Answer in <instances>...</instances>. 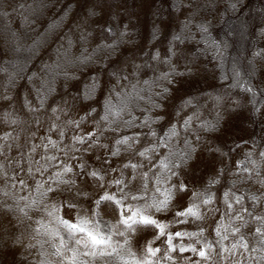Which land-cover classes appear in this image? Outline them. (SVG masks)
Listing matches in <instances>:
<instances>
[{
  "label": "rangeland",
  "instance_id": "obj_1",
  "mask_svg": "<svg viewBox=\"0 0 264 264\" xmlns=\"http://www.w3.org/2000/svg\"><path fill=\"white\" fill-rule=\"evenodd\" d=\"M262 218L264 0H0V264H264Z\"/></svg>",
  "mask_w": 264,
  "mask_h": 264
},
{
  "label": "snow or ice",
  "instance_id": "obj_2",
  "mask_svg": "<svg viewBox=\"0 0 264 264\" xmlns=\"http://www.w3.org/2000/svg\"><path fill=\"white\" fill-rule=\"evenodd\" d=\"M117 143L118 144L127 143V138L124 139V140L117 141ZM147 151L148 150L146 149L145 151L140 152L139 155L140 156H146ZM116 154L117 153H113V155H116ZM162 166L165 167V168L168 167V165L167 164H163V162H162ZM132 167H135V165H133ZM65 170L66 171H71L70 168H66ZM88 175L90 177H92V178L103 180V177L99 176L98 173L95 172V171H93L91 173H88ZM116 183L120 184L122 182L121 181H116ZM178 190L179 191H185L186 190V186L181 184L179 186ZM49 191H51V189H49ZM121 191H123V189H121ZM126 196H127V194H126ZM131 198L133 200H136V199H141L143 197H138V196L133 195ZM170 199H171V194L169 193L168 195L165 196V198L163 200H160L158 202L154 201L153 204L147 205V207L148 208H154L155 211H157V212L164 211V210H166ZM104 201H114L116 204H120L121 203L120 201L115 200L114 196H111V195H108V194H104V195L100 196V198L98 200H96L95 203L97 205H100ZM209 202L210 201H208V200L203 201V203H205V204H207ZM121 215H123V213H121ZM176 216H178V217L194 216L197 219H199L200 218L199 206L191 205L188 208H186L184 211L177 212ZM136 217H139V219L137 220ZM262 219H264V218H262ZM130 221H131V223H130ZM185 222L186 221H184V220L180 221V223H185ZM59 223L61 225H63L69 231L70 239H75V234L76 233L84 234V236L87 238L85 241H83L84 242V246L86 248L89 246V242H90V244H91L93 249H95L98 246L106 245V244L109 243L110 237L106 239L103 235H101L98 226L97 225H92V221L91 220L78 217L77 222H70V221L61 219L59 221ZM119 223L127 225L129 228H131L132 224H138V225H142V226H145V227H149V226L150 227H155V228L159 229V235H164L165 234L164 229H165L166 225H162L161 223L157 222L155 219L151 218L150 215H145L144 212L142 210H139V209L136 212H133L130 217H127L125 219L120 220ZM89 225H92L91 229L89 228ZM256 231L260 232V229L257 228ZM217 234H219V231L217 232ZM55 235H59V233L57 232V233H55ZM182 235H197V234L196 233H192V234L183 233L182 234L180 232H176L175 233V236H177V237L182 236ZM224 238H226V237H224ZM171 239H172V236L169 235L168 236V242H169V245H170V250L175 251V248L171 246ZM75 243L76 244H80V243H82V240L81 239H75ZM64 244H65V242L61 238V247H63ZM233 247H235V245H233ZM185 250L186 249H184V248L180 249V251H185ZM148 251L152 255H155V253L158 252L159 249L153 250V249L149 248ZM192 251H196V249L193 248ZM57 254H60V248H57ZM85 254H90V255H93V256L97 255V253L95 251H92L90 253H85ZM105 254L106 253L104 251L100 252V255H105ZM198 254L203 259H207L208 258L207 253L204 250H200ZM72 264H76V253H75V251H74V254H73V257H72Z\"/></svg>",
  "mask_w": 264,
  "mask_h": 264
}]
</instances>
